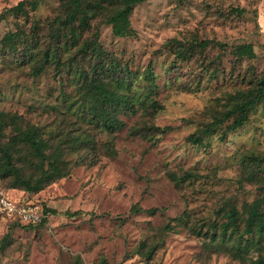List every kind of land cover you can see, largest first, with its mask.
Masks as SVG:
<instances>
[{
	"label": "rangeland",
	"instance_id": "obj_1",
	"mask_svg": "<svg viewBox=\"0 0 264 264\" xmlns=\"http://www.w3.org/2000/svg\"><path fill=\"white\" fill-rule=\"evenodd\" d=\"M19 1L0 0V11ZM38 1L0 23L4 140L24 175L36 178L39 158L15 126H42L51 146L71 135L84 139L65 143V176L35 191L9 190L53 210L38 225L0 218L2 263L251 264L198 232L225 220L233 207L246 216L264 195V95L244 125L230 128L231 117L203 143L190 134L255 91L264 74V0H144L135 5L126 36L98 14L78 44L61 49L74 56L61 69L43 58L56 43L63 0ZM12 32L22 38L4 39ZM85 40L99 43L102 56L84 50ZM244 43L253 45V56L238 53ZM26 44L31 52L23 51ZM100 57L118 63L106 80L129 99L115 112L123 125L112 131L90 121L79 76L82 68L91 73ZM13 178L5 177L6 184Z\"/></svg>",
	"mask_w": 264,
	"mask_h": 264
},
{
	"label": "trees",
	"instance_id": "obj_2",
	"mask_svg": "<svg viewBox=\"0 0 264 264\" xmlns=\"http://www.w3.org/2000/svg\"><path fill=\"white\" fill-rule=\"evenodd\" d=\"M142 1L144 0H63L64 17L60 19V26L55 32L56 43L45 49L44 61L53 60L59 69H61L64 64L71 65L74 56L60 53L61 49L69 48L70 44L72 46L78 44L84 28L90 25V18L98 14H105L107 16L106 21L112 25L113 32L116 35H128L131 32V14L135 5ZM27 3L35 8L38 6L39 1L20 0L13 6H5L0 11V23L11 12H27ZM77 20L78 24H76ZM19 36L22 38V35L17 32H12L6 34L4 39L14 41V39L18 38L19 40ZM201 42L205 44V42ZM83 43H85L84 50H93L96 56H102L99 43L92 40H85ZM12 46V48H16L15 43H13ZM237 49L240 55L247 54L248 56H253L255 53L251 43L241 44ZM183 50V48L178 49L177 53L184 55L185 51ZM23 51L31 52L32 48L30 45L26 44ZM62 57L64 59H62ZM117 64L118 63L113 59L109 63H106L104 59L100 57L99 60L92 65L91 73L85 68H82L81 71L76 70V73L80 71L79 76H83L84 91L88 97L87 103L89 104L87 109L91 115L90 121L106 127L109 131L121 127L124 123L123 120L116 115V109L121 105H129L127 95L117 93L110 88L106 80L105 73L114 71ZM41 68L42 66L36 67L35 72L37 73ZM150 75H152L151 70ZM263 95L264 74L258 81L255 91L237 97L223 114L215 116L200 132L190 134V139L195 143H203L204 136L217 131L220 125L231 117H233V119L230 123V128H238L244 125L249 118L250 112L263 99ZM4 128L5 120L0 126V176L4 181V186L8 189H14V187L18 185L28 191H35L53 177L65 176L68 171H62L63 168L60 163L62 149H66L65 143H68L70 139H72L74 143L80 139H84L78 134L71 135L68 140L64 137L59 144L51 146L45 139V129L42 126L29 125L26 128L15 126L16 135H19L22 141L26 140L29 148L39 158L38 167L42 171V174L39 177L31 178L25 176L20 167L15 163L12 146L9 145V142L4 140ZM157 128L164 130V128H160V126H157ZM110 151L115 152L116 150L112 149ZM9 175H13L14 177L10 186L5 182V177ZM177 177L178 176H175L174 178ZM44 207L49 214L53 210L46 206V204H44ZM133 209L136 211L144 210L143 207L138 205H134ZM156 209L157 208L152 207L148 210L154 211ZM245 213H247V215L243 216L236 207H233L225 212V220L220 223L213 222L209 230H206V232L200 230L198 234L208 236V243L210 246L229 247V250L236 258H249L251 264H264V195L256 200L253 206L247 209ZM49 216L43 218L38 223H23L19 220H12V222L23 225H38L44 224ZM205 236L204 239H207ZM2 247L3 245L0 244V251ZM252 251L257 252L256 257L250 255ZM0 264H3L1 255Z\"/></svg>",
	"mask_w": 264,
	"mask_h": 264
},
{
	"label": "built area",
	"instance_id": "obj_3",
	"mask_svg": "<svg viewBox=\"0 0 264 264\" xmlns=\"http://www.w3.org/2000/svg\"><path fill=\"white\" fill-rule=\"evenodd\" d=\"M9 190L4 186L0 176V218L19 220L23 223H38L50 215L41 202L12 196Z\"/></svg>",
	"mask_w": 264,
	"mask_h": 264
}]
</instances>
